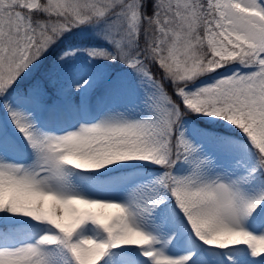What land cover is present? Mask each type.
<instances>
[{
	"label": "snow or ice",
	"instance_id": "1",
	"mask_svg": "<svg viewBox=\"0 0 264 264\" xmlns=\"http://www.w3.org/2000/svg\"><path fill=\"white\" fill-rule=\"evenodd\" d=\"M0 264H264V0H0Z\"/></svg>",
	"mask_w": 264,
	"mask_h": 264
}]
</instances>
